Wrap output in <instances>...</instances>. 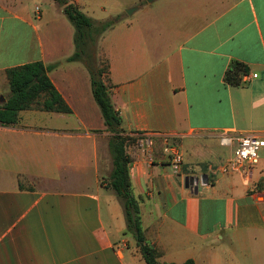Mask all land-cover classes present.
Wrapping results in <instances>:
<instances>
[{
  "label": "crops",
  "instance_id": "0c3cea01",
  "mask_svg": "<svg viewBox=\"0 0 264 264\" xmlns=\"http://www.w3.org/2000/svg\"><path fill=\"white\" fill-rule=\"evenodd\" d=\"M28 1L0 0V104L5 70L40 60L56 64L49 77L71 112L25 109L0 125V264H142L108 184L111 133L89 72L67 60L74 30L55 1L38 11ZM71 1L93 19L120 16L97 50L134 139L125 147L133 195L159 261L264 264V156L245 183L222 172L236 144L219 141L264 132V0ZM232 60L249 68L239 86L223 81ZM144 135L176 145L180 168L141 146Z\"/></svg>",
  "mask_w": 264,
  "mask_h": 264
},
{
  "label": "trees",
  "instance_id": "16d2710c",
  "mask_svg": "<svg viewBox=\"0 0 264 264\" xmlns=\"http://www.w3.org/2000/svg\"><path fill=\"white\" fill-rule=\"evenodd\" d=\"M74 28V52L68 61H81L87 68L93 97L98 104L106 130L111 133L108 140V151L112 161L109 175V187L122 200L126 222V232L135 235L139 252L146 264H175L160 262L161 251L145 241L141 230L139 200L133 195L129 174L131 157L125 147L134 139L124 134L122 118L115 108L110 92L107 59L99 63L97 44L100 37L111 29L120 19L114 16L106 19H93L83 12L71 0H54ZM56 64L45 65L42 61H32L5 70L9 85V95L0 104V125L10 126L18 122L19 112L25 109H36L61 113H70L61 94L53 85L49 71ZM249 71L248 66L238 60H232L226 68L223 81L230 86H239L242 76ZM153 152L163 154V138H154ZM181 264H194L188 259Z\"/></svg>",
  "mask_w": 264,
  "mask_h": 264
},
{
  "label": "built area",
  "instance_id": "2783aa9c",
  "mask_svg": "<svg viewBox=\"0 0 264 264\" xmlns=\"http://www.w3.org/2000/svg\"><path fill=\"white\" fill-rule=\"evenodd\" d=\"M39 7H36L38 11ZM256 77L257 74H253ZM242 78L247 79L245 74ZM219 141L222 145H232L235 142V147L231 156L221 166L222 172H236L240 174L246 183L249 179V175L253 166H255L260 158L259 150L264 148V132L250 131L243 133H236L233 131H224L219 134ZM153 139L149 136H143L140 140L141 146H147L152 148ZM164 153L171 155L172 162L175 169L180 168L182 163L181 154L176 145L164 142Z\"/></svg>",
  "mask_w": 264,
  "mask_h": 264
},
{
  "label": "rangeland",
  "instance_id": "374dc122",
  "mask_svg": "<svg viewBox=\"0 0 264 264\" xmlns=\"http://www.w3.org/2000/svg\"><path fill=\"white\" fill-rule=\"evenodd\" d=\"M52 1L54 2V0H29L28 1V3L31 5V6H34V8H35V6H39V7H41L42 9H44V10H49V9H51V7H50V5L49 4H52ZM147 1V0H146ZM154 4H158V1H156V3H154ZM63 14V13H62ZM62 16H64V19L66 18V20L69 22V24L72 26V28H73V25L71 24V22L67 19V17L63 14ZM54 17H55V15H54ZM54 17H52V18H54ZM56 18H57V16H56ZM128 18V17H127ZM73 30H74V28H73ZM97 53H98V57H99V63H100V65H103L104 64V62H105V57H104V55L102 54V53H99V51L97 50ZM5 94V93H4ZM2 103V102H1ZM259 154H260V156H264V149L263 148H261L260 150H259ZM141 263L142 264H146L143 260H141Z\"/></svg>",
  "mask_w": 264,
  "mask_h": 264
},
{
  "label": "water",
  "instance_id": "95a60500",
  "mask_svg": "<svg viewBox=\"0 0 264 264\" xmlns=\"http://www.w3.org/2000/svg\"><path fill=\"white\" fill-rule=\"evenodd\" d=\"M147 1H151V0H147ZM126 12H127V13H130L131 10H127ZM185 186H186V187H194V190H197V186H196V185L193 186V183L191 182V179H186V180H185Z\"/></svg>",
  "mask_w": 264,
  "mask_h": 264
}]
</instances>
